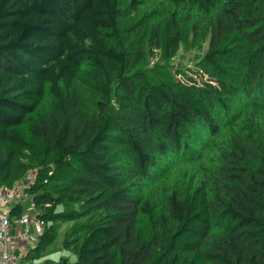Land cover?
Wrapping results in <instances>:
<instances>
[{
	"label": "trees",
	"instance_id": "16d2710c",
	"mask_svg": "<svg viewBox=\"0 0 264 264\" xmlns=\"http://www.w3.org/2000/svg\"><path fill=\"white\" fill-rule=\"evenodd\" d=\"M28 174L29 258L75 257L43 264H264V0H0V186Z\"/></svg>",
	"mask_w": 264,
	"mask_h": 264
},
{
	"label": "built area",
	"instance_id": "2783aa9c",
	"mask_svg": "<svg viewBox=\"0 0 264 264\" xmlns=\"http://www.w3.org/2000/svg\"><path fill=\"white\" fill-rule=\"evenodd\" d=\"M34 182V174H28L13 186H0V264H36L29 257L39 247L46 221L28 192Z\"/></svg>",
	"mask_w": 264,
	"mask_h": 264
},
{
	"label": "rangeland",
	"instance_id": "374dc122",
	"mask_svg": "<svg viewBox=\"0 0 264 264\" xmlns=\"http://www.w3.org/2000/svg\"><path fill=\"white\" fill-rule=\"evenodd\" d=\"M192 57L193 54L191 56L187 54H183L182 57L179 56L174 61L175 67L177 68L181 63V65L183 66H188L192 68L193 67ZM63 236H64V231L62 230L59 232L57 240L43 252V255H41L42 257L36 259V264H43L45 261L57 263L60 262L61 259H69L70 263L75 262V257L70 252L64 251L62 249Z\"/></svg>",
	"mask_w": 264,
	"mask_h": 264
}]
</instances>
